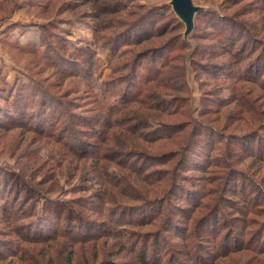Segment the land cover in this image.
Returning <instances> with one entry per match:
<instances>
[{"label":"rangeland","instance_id":"1","mask_svg":"<svg viewBox=\"0 0 264 264\" xmlns=\"http://www.w3.org/2000/svg\"><path fill=\"white\" fill-rule=\"evenodd\" d=\"M169 2L0 0V264L158 263L154 248L183 246L166 230L151 243L159 215L197 197L191 229L220 186L207 226L238 250L212 264H264V205L227 206L242 207V187L264 200V0H192L187 34ZM159 122L176 136L197 125L169 190L155 157L176 146ZM203 243L207 263L218 251Z\"/></svg>","mask_w":264,"mask_h":264},{"label":"trees","instance_id":"2","mask_svg":"<svg viewBox=\"0 0 264 264\" xmlns=\"http://www.w3.org/2000/svg\"><path fill=\"white\" fill-rule=\"evenodd\" d=\"M165 66H166L165 64L158 66V68L156 69V72H154L155 73L154 75H148L145 78L153 79L156 76L158 69L160 70L161 68H163ZM161 71L162 70H160V72ZM99 124H101V122H99ZM167 124L164 122H159L158 125H156L152 128L156 129L157 126H161L162 128L168 129V131L165 133V135H163L164 136L163 139H165V140H164V142H162V146H163V144H165L167 142H172L173 145L176 146L174 148L168 149L165 154L162 153L161 156L155 157L156 159L162 158L163 160H165L164 162H166L168 164L167 174H169V177L171 176L170 177L171 180H169V186L167 187V190H169L171 188L172 184H173V186H172L173 188L175 187V184H176L175 179H173V177H172L173 172H174V167L175 166L180 167L181 165L186 163V160L184 159L183 155L186 154V152L191 151V149H192V146H191L192 138L190 136L193 135L194 130L197 127V125H193L192 128L189 130H186V128H185L186 132H183L182 134L176 136L173 134L174 125H172V123H170V122H168ZM207 126H208L207 128H211L209 125H207ZM103 128H104V122L102 124L101 129H103ZM182 129L183 128L176 129V132L181 131ZM211 129H213V128H211ZM107 136H108V134H105L104 139ZM148 137H149V139L148 138L147 139L151 143L150 146L153 145L154 142L158 141V139H159V137H153V136H148ZM100 138L102 139V135L100 136ZM174 138H175V140H174ZM103 141L104 140H102V142ZM157 147H159V146H155V148H157ZM150 158H152V157H150ZM203 166H205V165H203ZM209 168L210 167L207 164L202 169L204 171V173H206V175L204 176V179L209 178L207 176L208 172H210ZM243 189H244V187H242V191L241 190L239 191V198H240V202H242L241 203L242 207H239V205H236V206L227 205V206L230 208V210L232 212L237 213V214L238 213L241 214V215H238L239 217H241L243 215V213H244L243 210H245L246 213L250 212L251 214L259 215V213H257L258 210H254V207H255V205H257V206L264 205V200H259V199L255 200V199H250V198L248 199V196L243 191ZM224 192L225 191H221V186H220V191L215 195L216 197H214V200L211 203L212 206L207 207L204 203L202 204L203 210H206L205 212H207V213L199 219L196 218L193 221V228H191V229H186V228L181 229V228L191 222L190 213L186 212V211H188V209L194 203H195L194 206H199L200 203L195 202L198 200L197 197H196L197 199L196 198L190 199L188 201V204H189L188 206H185V207L182 206L181 207L182 212H180L179 215H177V213L176 214L172 213L169 216H167V215L165 216L162 214L159 215V216H162L159 218L162 221V225L158 229V230H160V232L157 230V231H154V233H151L149 235L151 238V243L155 244L159 240V238L161 236V232L163 230H166L167 232L170 231V233L166 234L165 237H168V236H173L174 238L177 237L182 241L183 246L179 247V248L166 249L164 255L158 254L156 251V248H154L155 251L154 252L150 251L149 254L151 256L153 255L154 258L152 260H156L155 262L158 261V263H153V264H172L175 261H178L179 264H212L213 259H215V257L227 256L229 254V252H232L234 249H235L234 252L236 250H238V248H237L238 246H235V245L232 247L231 246H229V247L222 246L224 241H221V238L218 237V234L220 233V231L215 226H213L211 228H209L207 226V219L209 217L214 216L216 218L215 221H217V218L219 216L220 217L222 216L219 213H217V210L223 209V207H224L221 205V199H220V197L224 194ZM261 194H264V192H261ZM144 199H146V198H144ZM165 199H166V197L163 200H165ZM252 201H253V203H252ZM160 212H157V213H160ZM157 213H154V216L157 215ZM254 215H252V216H254ZM176 216H178V217H176ZM149 219H150V221H148V223L145 221V223H143V224H149V223H151V221H153L152 217H150ZM119 222H120V220H119ZM126 222H130V220L126 221ZM254 222H257V221H255V219H254ZM120 223H122V222H120ZM172 228L174 230H171ZM97 234H100V233H97ZM67 235L68 234H66V233H61L59 236L66 237ZM52 236H50V237H52ZM89 236H92V235L84 233V235H78V237L77 236L72 237L71 239L72 240H84ZM261 236H262V234L257 233L256 237L253 239L255 241L256 240L258 241V243L260 244V247H255L252 249L262 253V252H264V251H262V250H264V246L262 245L263 242L261 240ZM97 237H99V236H97ZM89 238H91V237H89ZM206 240H209L210 242H212L215 245V247L217 248L216 251H218L217 253H213L214 255L212 253H210L211 260L206 261L207 263H205V261H203L199 258L200 257L199 254L201 253V250L198 248V247H204L203 242H205ZM220 241H221V244H220ZM193 244H197L196 248L192 247ZM241 246L245 247L247 245H241ZM153 247H154V245H153ZM158 247H159V245H158ZM146 255H147V249L145 248L141 254V257L146 259L145 258ZM213 256H214V258H213ZM181 257H185L187 259V261L186 262L179 261L178 259ZM67 262H68V264H72L71 259H68ZM22 263L23 264H35V263H31L30 260H28V261L24 260ZM36 264H45V263L42 260L40 262H37ZM106 264H117V263L113 260H109L108 263H106ZM149 264H152L151 261H149Z\"/></svg>","mask_w":264,"mask_h":264},{"label":"water","instance_id":"3","mask_svg":"<svg viewBox=\"0 0 264 264\" xmlns=\"http://www.w3.org/2000/svg\"><path fill=\"white\" fill-rule=\"evenodd\" d=\"M169 3L174 13L184 23V34L189 33L193 27L194 15L200 10V7L195 5L192 0H170Z\"/></svg>","mask_w":264,"mask_h":264}]
</instances>
